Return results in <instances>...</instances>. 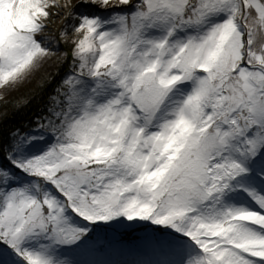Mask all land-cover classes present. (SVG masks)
<instances>
[{
	"label": "snow or ice",
	"instance_id": "6c2138e0",
	"mask_svg": "<svg viewBox=\"0 0 264 264\" xmlns=\"http://www.w3.org/2000/svg\"><path fill=\"white\" fill-rule=\"evenodd\" d=\"M41 73L0 264H264V0H0V101Z\"/></svg>",
	"mask_w": 264,
	"mask_h": 264
},
{
	"label": "trees",
	"instance_id": "16d2710c",
	"mask_svg": "<svg viewBox=\"0 0 264 264\" xmlns=\"http://www.w3.org/2000/svg\"><path fill=\"white\" fill-rule=\"evenodd\" d=\"M64 68H60V71H62ZM54 86L55 84H51L48 86L46 90H44L43 96L45 100L47 94L52 90ZM40 93L41 90L39 93L30 96V97H36V99H33L32 103L27 107H21L19 110L16 107L17 104L12 101H8L7 103H4V101L3 102L0 101V112H7L8 114V119L4 122L3 125H0V127H2L5 130H11L17 127H26V125L32 120L33 116L38 114L37 110L44 102L40 100ZM124 238L128 239L129 237L125 236Z\"/></svg>",
	"mask_w": 264,
	"mask_h": 264
},
{
	"label": "rangeland",
	"instance_id": "374dc122",
	"mask_svg": "<svg viewBox=\"0 0 264 264\" xmlns=\"http://www.w3.org/2000/svg\"><path fill=\"white\" fill-rule=\"evenodd\" d=\"M74 2H79V0H74ZM61 27V22L60 20H57L53 24V28H60ZM57 70L60 71V69H57L55 66L53 67H47L46 71L48 72H56ZM68 69L65 67L62 71H60V76H62L65 72H67ZM43 73L38 74L36 78L32 79V81L23 87H21L18 90H8L4 100V103H7L8 101H12L17 104V102H22L25 97H30L36 93L40 92V87H39V80L41 79V76ZM60 76L56 78V81L53 83H58V80L60 79Z\"/></svg>",
	"mask_w": 264,
	"mask_h": 264
}]
</instances>
